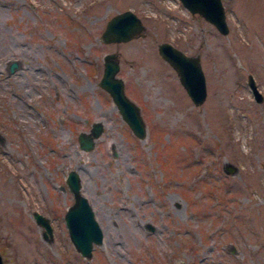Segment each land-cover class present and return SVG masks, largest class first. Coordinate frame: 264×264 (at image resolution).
<instances>
[{"label": "rangeland", "instance_id": "374dc122", "mask_svg": "<svg viewBox=\"0 0 264 264\" xmlns=\"http://www.w3.org/2000/svg\"><path fill=\"white\" fill-rule=\"evenodd\" d=\"M220 2L225 34L179 0H0V262L264 264V0ZM128 8L144 29L103 42L105 22ZM161 41L199 56L200 105ZM108 52L140 139L98 85ZM12 59L22 67L7 73ZM93 121L102 130L83 150L77 133ZM69 169L102 232L88 259L61 218ZM32 212L48 219L47 241Z\"/></svg>", "mask_w": 264, "mask_h": 264}, {"label": "water", "instance_id": "95a60500", "mask_svg": "<svg viewBox=\"0 0 264 264\" xmlns=\"http://www.w3.org/2000/svg\"><path fill=\"white\" fill-rule=\"evenodd\" d=\"M213 3L215 5V10H217L216 14L209 12L207 9L205 10L204 6L202 5H200L199 10L204 12L203 18L205 21L213 24L216 31L219 33L225 34L228 32V24L225 22L226 15L222 7L223 5L220 0H213ZM197 4H199L197 3V0H184V2H182L184 7L186 5L189 8L190 13H194ZM127 17L130 18V21L135 18V22L137 23L135 30H132L128 33L124 31L126 25L123 28V26H121L118 22L119 20H124ZM213 19L217 20V24L216 22H213ZM140 20L141 18H138L135 14H133L132 9L128 8L123 11H116L105 22L103 27L104 31L100 33L99 38L103 40V42H125V40H128L132 36L134 37L137 32L144 29ZM109 22L110 24L108 25ZM115 24L118 26V28L114 27ZM157 48L159 55L164 60H166V62H168L172 68H177L179 71V82L180 84H185L188 88L189 94L192 95V98L190 97L191 102L195 105H200V103L206 98V87L204 83L205 77L203 76L201 70L202 67L200 66L199 62V56H196V54L186 55V53L181 51L178 47L176 48L168 41L159 42L157 44ZM114 57V52H108L103 55V72L99 77L98 85L103 88L105 92H109L110 97L117 101L116 107L120 112L121 118L128 124V128H130L131 132H133L134 135L140 139L146 133L144 121H142L139 115L140 112L138 111V108L134 102L126 98L125 92L123 91V80L117 76L115 77L114 75L116 74L118 68L117 60H114ZM7 62V73H13L14 70L22 67V62L20 59H12L8 60ZM247 84H249L251 87L253 95L255 96V100L259 101L262 96L255 88L250 75L247 77ZM102 126V123L99 121L91 122L88 132L90 130L92 135L88 134V132L86 133L85 131H78L76 139L77 144L81 149L88 151L94 146V138L99 137ZM111 153L113 155L116 154L113 149L111 150ZM65 176L66 178L64 181H68L72 202L71 205L66 206L61 218L63 219L64 228H66L68 236L67 238L72 244V249H74L81 256V258L88 259L91 255V246L99 245L101 243L102 232L100 227L97 226L98 224L92 215L93 211L91 210L87 199L81 195L82 193L80 192L81 186L79 180L80 177L78 176L77 172L74 169H69ZM30 218L38 227H40V229H43L40 233V239L47 241V238L51 236V229L48 219L37 212H32ZM146 228L152 230L151 226L148 224H146ZM226 247L228 249L226 250L228 253H235L232 245L227 244ZM0 264L3 263L0 262ZM174 264L182 263L177 262Z\"/></svg>", "mask_w": 264, "mask_h": 264}, {"label": "bare ground", "instance_id": "6f19581e", "mask_svg": "<svg viewBox=\"0 0 264 264\" xmlns=\"http://www.w3.org/2000/svg\"><path fill=\"white\" fill-rule=\"evenodd\" d=\"M196 1V0H195ZM180 2L182 3V2H184V0H180ZM197 3H199V4H197V6H196V11L194 10V13L196 14V13H198V14H200L201 16H204V12H201L200 10H199V7H200V5H202V6H204V8H205V10L207 9V10H209V12H211V13H215L216 14V11L217 10H215V5H214V3H213V0H197ZM185 8L189 11V8L185 5ZM218 15V14H217ZM125 16V15H124ZM123 16V17H124ZM135 18L133 19V20H131L130 21V18L129 17H127L126 19H121V20H119L118 22H119V24L121 25V26H123V28H124V26H125V28H124V31L126 32V33H128V32H130V31H132V30H135V27H136V25H137V23L135 22ZM213 22H216V24H217V20L216 19H213ZM110 24V22L108 23V25ZM108 27V26H107ZM114 27H116V28H118V26H116V24H115V26ZM120 28V27H119ZM127 30V31H126ZM122 33H124V32H122ZM126 33H124V34H126ZM138 33V32H137ZM162 58V57H161ZM175 69V71H176V73H177V75L179 74V71L177 70V68H174ZM182 69V68H181ZM182 72V71H181ZM178 78H179V75H178ZM182 86H183V88L185 89V91H186V94L188 95V97L190 98H192V95L191 94H189V90H188V88L186 87V85L185 84H181ZM196 90V89H195ZM109 93V92H108ZM110 94V93H109ZM111 99H112V102H114V104H115V106L117 105L116 103H117V101H115L112 97H111ZM117 108V107H116ZM119 112V111H118ZM88 134H90V135H92L91 134V131L88 133ZM66 185H67V187H68V181L66 182ZM69 188V187H68ZM71 192V191H70Z\"/></svg>", "mask_w": 264, "mask_h": 264}, {"label": "clouds", "instance_id": "9594fccd", "mask_svg": "<svg viewBox=\"0 0 264 264\" xmlns=\"http://www.w3.org/2000/svg\"><path fill=\"white\" fill-rule=\"evenodd\" d=\"M244 151L247 152V149L245 148Z\"/></svg>", "mask_w": 264, "mask_h": 264}, {"label": "trees", "instance_id": "16d2710c", "mask_svg": "<svg viewBox=\"0 0 264 264\" xmlns=\"http://www.w3.org/2000/svg\"><path fill=\"white\" fill-rule=\"evenodd\" d=\"M209 194V193H208ZM212 194H214V193H212Z\"/></svg>", "mask_w": 264, "mask_h": 264}]
</instances>
